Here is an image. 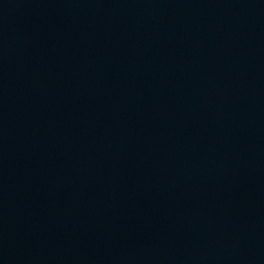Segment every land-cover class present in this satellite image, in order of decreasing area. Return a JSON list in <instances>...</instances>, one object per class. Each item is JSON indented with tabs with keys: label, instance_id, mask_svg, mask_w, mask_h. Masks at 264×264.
Segmentation results:
<instances>
[{
	"label": "water",
	"instance_id": "obj_1",
	"mask_svg": "<svg viewBox=\"0 0 264 264\" xmlns=\"http://www.w3.org/2000/svg\"><path fill=\"white\" fill-rule=\"evenodd\" d=\"M0 264H264V0H0Z\"/></svg>",
	"mask_w": 264,
	"mask_h": 264
}]
</instances>
